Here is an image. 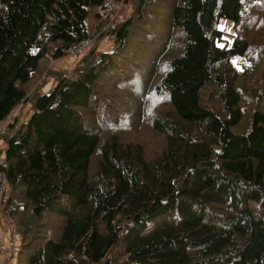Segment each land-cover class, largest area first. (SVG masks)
I'll list each match as a JSON object with an SVG mask.
<instances>
[{
	"label": "trees",
	"instance_id": "trees-1",
	"mask_svg": "<svg viewBox=\"0 0 264 264\" xmlns=\"http://www.w3.org/2000/svg\"><path fill=\"white\" fill-rule=\"evenodd\" d=\"M120 2L0 0V203L17 264H264V83L246 77L264 0H123L118 17ZM220 18L235 30L221 46ZM96 34L113 49L39 90ZM125 96L140 104L126 117Z\"/></svg>",
	"mask_w": 264,
	"mask_h": 264
},
{
	"label": "rangeland",
	"instance_id": "rangeland-1",
	"mask_svg": "<svg viewBox=\"0 0 264 264\" xmlns=\"http://www.w3.org/2000/svg\"><path fill=\"white\" fill-rule=\"evenodd\" d=\"M123 3L120 2L117 5V9L119 11H122L121 13L118 12V14L116 16L120 17L122 16V13H129V11H124V8L121 6ZM115 3L112 2V7H114ZM129 7V5H128ZM165 9V7L163 8V10ZM117 12V11H115ZM168 13V11H167ZM114 16V17H116ZM113 17V18H114ZM94 23V16L90 15L87 18V26L88 28H91L92 25ZM166 26L164 27H158V30H160L161 32H163L165 30ZM217 28L220 29L221 31H223L222 34V39L220 40V42L218 43L220 46L223 44H229L232 40V37L235 35V30H234V26H233V22L230 19H226V18H220L218 23H217ZM160 31H157V33L161 34ZM261 32L255 28L252 29H247L244 33V36L247 39H250L251 42L253 44H257L259 46H261ZM173 37H179L178 34L173 33ZM99 38V36L96 37L94 43L86 50L83 51L82 53H80L79 55H76L74 57L69 56L67 54V56L60 58L58 60H52V64L48 65V70H47V79L45 80L44 83V88H40L39 90L41 91H45L52 88V86L55 84V80L53 78L52 75V71H60L62 69H64L65 72L67 71H71L75 65L77 64V62H79V60L85 55L87 54L92 47L96 48L97 51H107V50H112L113 49V42L112 40H109L108 36L102 37V39L100 41H96ZM94 44H97V46H94ZM136 45L139 46H143L146 47L148 49L151 48V42H149L145 35L142 36V34H138L137 36V41L135 43ZM264 51H261L260 53V57L259 60L257 61L255 68L253 69V71H251L247 77L248 80L256 82V83H264ZM50 62V63H51ZM233 67L234 68H239L240 66V62L238 60H235L233 62ZM46 76V75H45ZM260 85V84H257ZM262 88V85L260 86ZM123 104L126 106V109L122 111V115L125 116L126 114H130L132 111H134L136 108H140V104L138 103L137 99L134 96H125L124 97V101ZM264 107V106H262ZM134 109V110H133ZM24 115V114H23ZM22 115V116H23ZM126 117V116H125ZM145 128V127H144ZM142 128V130L144 129ZM3 147L2 141L0 140V157L3 155L1 148ZM1 159V158H0ZM5 191V189H4ZM3 191V192H4ZM8 192V189L7 191ZM4 211V205L3 203H0V213L3 214ZM5 214V213H4ZM8 216V214H6ZM1 221H2V226H0V233L5 234L6 236V243L4 244V248L1 249L0 248V264H17V261L20 262V257L15 258V256H17V252H18V248L14 246V241H15V226L14 223L12 221V219L9 218V216L5 219L4 216L1 217ZM14 229V234L11 236V234L13 233ZM50 233V230H48L47 234ZM12 240V244H10V241ZM3 241V242H4ZM35 243H32V247L34 245H37Z\"/></svg>",
	"mask_w": 264,
	"mask_h": 264
},
{
	"label": "built area",
	"instance_id": "built-area-1",
	"mask_svg": "<svg viewBox=\"0 0 264 264\" xmlns=\"http://www.w3.org/2000/svg\"><path fill=\"white\" fill-rule=\"evenodd\" d=\"M121 2H123V0H121ZM107 5L108 6H107V11L106 12L110 13L111 11H109V10L111 8H113L112 7V2H108ZM97 36H98V34L92 35V36H90L88 38H85L81 43H79V44H77V45L69 48L68 51H67V54L69 56L74 57L76 55H79L83 51H86L94 43V41H95V39H96ZM108 37H109V40H113V37L112 36H108ZM4 189H5V191H4ZM7 189H8V187L2 183V176L0 175V192H3V191L6 192ZM12 230H13V233L11 234V236L14 234V229L12 228ZM12 243L13 242L11 240L10 241V244H12Z\"/></svg>",
	"mask_w": 264,
	"mask_h": 264
},
{
	"label": "crops",
	"instance_id": "crops-1",
	"mask_svg": "<svg viewBox=\"0 0 264 264\" xmlns=\"http://www.w3.org/2000/svg\"><path fill=\"white\" fill-rule=\"evenodd\" d=\"M2 216H4L5 219L8 217L6 214H1V213H0V226H2V225H1V224H2V221H1V217H2ZM4 240H6V236H5V234L3 233V231H2V233H0V248H1V249L4 248V244L6 243V241H4ZM3 241H4V242H3Z\"/></svg>",
	"mask_w": 264,
	"mask_h": 264
}]
</instances>
